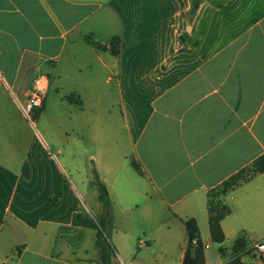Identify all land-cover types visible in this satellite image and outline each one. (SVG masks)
Listing matches in <instances>:
<instances>
[{"label":"crops","instance_id":"obj_1","mask_svg":"<svg viewBox=\"0 0 264 264\" xmlns=\"http://www.w3.org/2000/svg\"><path fill=\"white\" fill-rule=\"evenodd\" d=\"M193 1L0 0V264H96L97 231L73 225L76 213H103L96 173L122 259L145 222L148 245L183 264L194 218L206 264H264L253 250L264 240V173L225 197L223 244L208 206L210 191L264 155V0H201L195 13ZM53 84L86 113L85 173L37 130ZM114 87L118 100L106 94ZM39 90L32 121L23 108Z\"/></svg>","mask_w":264,"mask_h":264},{"label":"trees","instance_id":"obj_2","mask_svg":"<svg viewBox=\"0 0 264 264\" xmlns=\"http://www.w3.org/2000/svg\"><path fill=\"white\" fill-rule=\"evenodd\" d=\"M200 4L201 0L193 1V13L197 11ZM110 46L112 53L119 56L122 48L121 37L113 38ZM69 100L73 101V98L70 97ZM132 165L139 174H142L140 166L135 161H132ZM258 173H264V155L258 158L250 167L242 169L219 187L209 192L210 232L214 243L223 244L226 240L222 221L232 213V209L225 204V197ZM94 184L98 190L99 201L103 206V213L98 217L90 216V214L76 213L73 217V225L96 230V246L100 252V260L96 264H113L115 248L108 241L109 233L111 234L113 229V206L108 188L100 180L97 173L95 174ZM184 224L187 229L188 244L183 264H206V246L201 239L198 221L194 218L188 219L184 221ZM234 249L236 252H245L247 250L246 240L239 238L235 243ZM229 264L242 263L230 262Z\"/></svg>","mask_w":264,"mask_h":264},{"label":"rangeland","instance_id":"obj_3","mask_svg":"<svg viewBox=\"0 0 264 264\" xmlns=\"http://www.w3.org/2000/svg\"><path fill=\"white\" fill-rule=\"evenodd\" d=\"M69 84L70 82H65L63 84L64 91H69ZM106 94L108 97L113 96L117 100L120 98L119 90L115 87L112 88V92L108 88V91L106 90ZM117 106L119 108V103ZM35 117L36 116H34V118ZM85 117L86 113H84L83 110L73 109L69 103L60 99L59 93L56 91L55 85L53 84L47 97V114L45 115V118L43 116L41 121L36 125L38 132H40L45 139H47V132L52 134V139L55 143L52 144L51 141L47 139L51 149H55L56 146L54 145L56 144L59 147H63L65 157H68L69 161H74L79 166L82 173H85L90 169L87 154L83 151L84 148H86L83 136L84 126L86 125ZM58 159H61V156H59ZM67 171H70V167ZM90 216L98 217L93 212H90ZM114 221L113 212V226ZM142 224H144L143 226L145 228L140 227L138 230L133 231L131 237L133 245L131 250L134 251V256H132L130 260H126V258L122 259V257L118 255V250L114 246L113 240L115 238L113 236V232H111V234L109 233L108 241L113 248H115V257L118 258V261H116L114 257L113 264H176L175 256L169 259L161 257L159 250L164 248L161 247V245L154 246L152 242L150 245L152 247L149 249L150 246L148 244L150 243H148V233L145 232V229L147 230L150 224L145 222H142ZM129 233H132V231ZM255 236L258 237L257 234ZM121 238L123 239V237ZM139 245H141V248ZM259 258V255L256 257L252 255L246 256V260L249 264H254L257 260H259Z\"/></svg>","mask_w":264,"mask_h":264},{"label":"built area","instance_id":"obj_4","mask_svg":"<svg viewBox=\"0 0 264 264\" xmlns=\"http://www.w3.org/2000/svg\"><path fill=\"white\" fill-rule=\"evenodd\" d=\"M45 94L42 90L36 91L26 102L23 110L26 113L27 117L34 121V116L37 113H40L44 106ZM253 250L258 254L264 253V240L257 242L253 247Z\"/></svg>","mask_w":264,"mask_h":264}]
</instances>
